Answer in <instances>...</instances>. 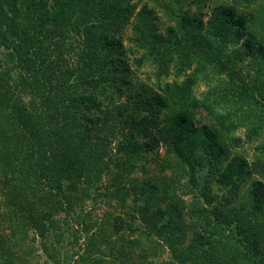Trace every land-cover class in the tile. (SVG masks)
Returning <instances> with one entry per match:
<instances>
[{"label":"trees","instance_id":"16d2710c","mask_svg":"<svg viewBox=\"0 0 264 264\" xmlns=\"http://www.w3.org/2000/svg\"><path fill=\"white\" fill-rule=\"evenodd\" d=\"M205 2L0 0V264H264V0Z\"/></svg>","mask_w":264,"mask_h":264},{"label":"rangeland","instance_id":"374dc122","mask_svg":"<svg viewBox=\"0 0 264 264\" xmlns=\"http://www.w3.org/2000/svg\"><path fill=\"white\" fill-rule=\"evenodd\" d=\"M221 1H226V0H206L205 4L202 5L203 3L200 4H192L190 7L191 12H194V14H198L199 17H201V19H203L204 21L206 20L210 9L209 6L213 5L214 3L217 2H221ZM140 4H146V6L150 9H152L154 11L155 16L158 17L159 20V26L158 28L160 30H163L166 26H168L169 24H173V22L169 21L167 16H165L163 10L161 9L160 5H164V4H169L171 7H173V9L175 10V8L177 7H182L183 9L188 8V0H140ZM197 8V9H196ZM126 34H128V32H126ZM124 47L126 49H133V45H131L130 43L126 42L124 43ZM127 56L129 58V60L131 61L133 58V55L130 54L129 52H127ZM136 57L139 56V53L137 52L135 54ZM155 65L153 63H151L150 60L145 61L141 67H135L134 64H132V69L134 72V76L133 78L138 81V82H145L148 83L150 85H154V83L156 82V76H155ZM164 81H170L171 80V75L164 77L163 79ZM215 81H210L207 83H203V82H198V84L195 86L194 88V92L197 96L201 97V95L203 93H206L207 91H210L214 84ZM26 98V96L24 97ZM203 115V113H202ZM244 132L245 129L241 128L240 130H238L235 133V136H238L242 139H244ZM264 142V129L261 131V134L258 136V138L256 140H254V142L252 143H243L242 146L237 147L234 149L233 152H238L241 153L243 155L246 156V158H248V160H251L255 154L258 153V151L255 149V146H259L261 143ZM151 170L147 173V174H143L142 177H154V174H160V171L158 168L153 167V165L151 166ZM168 172V171H167ZM166 171L163 172L162 175L168 176V173ZM140 174V173H139ZM138 174V175H139ZM186 182L183 180L182 184H185ZM187 189H189L190 187H186ZM213 191L217 192V193H221V191L219 189L214 188ZM193 192H195V190H193ZM191 192L187 191V195L184 196L185 199H189ZM94 200L93 198L88 199L87 202L85 203V207L86 209L92 208L91 210L94 212L93 214L96 217L101 216V214L103 213V211H106V205L102 202L100 196H94ZM188 234H190V231L188 232ZM76 250V249H75ZM40 253V252H39Z\"/></svg>","mask_w":264,"mask_h":264}]
</instances>
